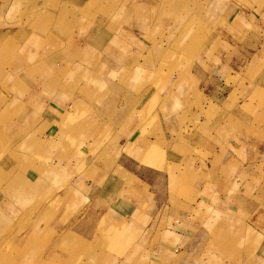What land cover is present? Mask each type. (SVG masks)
<instances>
[{
	"label": "crops",
	"instance_id": "crops-1",
	"mask_svg": "<svg viewBox=\"0 0 264 264\" xmlns=\"http://www.w3.org/2000/svg\"><path fill=\"white\" fill-rule=\"evenodd\" d=\"M16 1L0 0V237L49 200L62 207L53 214L65 239L49 255L64 247L61 264H74L76 236L82 264H209L218 231L246 264H264V209L232 194L239 175L264 165V4L210 0L204 53L158 84L164 0L117 1L129 22L113 34L101 22L82 28L100 0H33V17L11 21ZM196 107L216 117L181 132L178 118ZM177 176L187 192L172 191ZM26 252L19 263L43 262V251Z\"/></svg>",
	"mask_w": 264,
	"mask_h": 264
},
{
	"label": "rangeland",
	"instance_id": "rangeland-1",
	"mask_svg": "<svg viewBox=\"0 0 264 264\" xmlns=\"http://www.w3.org/2000/svg\"><path fill=\"white\" fill-rule=\"evenodd\" d=\"M117 1L121 0H100L97 5L90 6L91 16L86 17L84 21V24L82 25V28L85 27V30L90 28H96V26L100 27L101 25L98 24L99 22L102 23V26L104 28H108L110 31V34H113L115 29H122L123 26L126 27L129 19H119L116 16L117 14L120 15V7L117 3ZM168 3V7H166V15L170 19V24L168 25V29L166 30V36L168 38L164 43L167 44V49L165 50V55H162L161 59L162 66H161V72L159 73L160 78L158 80V84L162 82V78L167 76H174L176 70H182L183 72H189L193 69V66L195 63H197L199 60V54L201 55L204 53L206 49V39L210 35V31L212 28L211 23H205L203 19L205 17H208L210 15V7H209V1L210 0H164ZM223 1V0H222ZM235 1V0H234ZM239 3H242L244 6L250 7V9L257 7L260 4H264V0H237ZM217 6H220L221 1L217 0ZM33 0H17L11 10L10 19L11 21L33 17L35 15V8L33 7ZM89 10V11H90ZM215 8L213 9V11ZM255 12V11H254ZM99 15L102 17L99 19ZM14 16V17H13ZM197 17L199 19H197ZM202 17V18H201ZM210 17V16H209ZM104 18V19H102ZM117 18V19H115ZM19 25H22L21 23ZM107 26V27H106ZM167 27V26H166ZM97 29V28H96ZM161 29L160 27H157L156 30ZM82 31V30H81ZM162 41L158 42L159 45ZM210 42V41H209ZM12 45H9L7 47L10 51H13ZM208 46V43H207ZM151 52V50H150ZM149 52V53H150ZM200 52V53H199ZM199 53V54H198ZM146 54V56L142 57L141 64L143 66L148 65L152 62V56ZM201 59L204 60L205 56H200ZM210 57L207 55V58ZM209 59V58H208ZM130 74L128 73L123 77L122 82L126 79L129 80ZM257 100V98L252 97L251 98V108L253 112L257 113L258 110H260L261 102L257 103L255 106H253L254 101ZM194 104L192 105V107ZM201 108V111H200ZM162 113L164 114L165 107L161 108ZM176 113V112H174ZM165 115V114H164ZM171 115H167V117H170ZM214 116V115H213ZM191 117V118H190ZM188 116V113H184L182 116L178 118V121L185 125L183 130L181 132H189L191 129L195 128L199 125L201 117H204L205 121H210L212 118V115L209 113L204 112V109L202 107L195 108L191 114V116ZM160 145V144H159ZM160 148V147H159ZM161 149V148H160ZM164 160V159H163ZM159 164L162 165V159L160 160ZM178 173V170L176 171ZM245 174V173H244ZM174 175V173H172ZM240 181L235 182L234 186V193L233 195L237 194L241 195L243 193L246 194L245 196H242V198L246 201L249 200L250 203H255L256 206L259 207V210L264 209V199H258L253 200L254 196L256 197L258 194L264 195V165L256 169H251L248 173V175H239ZM174 181H171V188L172 191H179L182 193L187 192V185H185L183 181V177H175L173 178ZM240 193V194H239ZM44 195V193H43ZM253 198V199H247V197ZM52 202V203H51ZM71 206L70 203L69 209L71 212ZM38 207L41 208V215H26L25 217H22L17 223L11 225L10 230L6 231L1 237L0 242H2V247L0 248V264H29L24 263V258L22 259L23 263H19L18 259H20L19 256L23 257V253H21L24 250H27L26 252V259L32 260L35 256V254L38 253V251H43V257L44 259L41 264H61V262L65 259L62 256H66L65 248L64 247H58L53 248L52 250L54 252H57L56 257L50 258V241L51 240H58V239H65V236L62 235L63 232H61L58 229V226H56L57 221L56 215L53 214V211H60L61 210V202L57 204L56 202L49 201V200H42L40 205ZM80 210V209H78ZM57 213V212H54ZM74 222H77L78 212L74 211ZM71 219V218H70ZM60 224H67L66 222V215L62 216V218L58 221ZM236 227V226H235ZM242 226H238V228H241ZM221 235L220 237L216 236L215 240H213V245L208 247L204 253L203 256L205 257L206 261H209V264H246L245 259L242 256V253L238 247L235 248V246H231L235 242L229 241V236L225 235L222 231H218ZM238 236L240 234H237ZM237 237L236 235H234ZM23 238H27V240H40L45 241V245L41 249H33V248H23L20 249L17 247V241ZM116 239H114L115 241ZM16 241V242H15ZM81 238L76 236L72 243H74V246H77L74 248V264H82L84 259H87L88 257L82 253V247H81ZM113 241V243H115ZM251 249L246 248V260H248L251 256ZM21 254H20V253ZM47 254V255H46ZM46 255V256H45ZM54 255V256H55ZM42 257V258H43ZM48 260V261H45ZM50 260V261H49ZM61 261V262H59ZM18 262V263H17Z\"/></svg>",
	"mask_w": 264,
	"mask_h": 264
},
{
	"label": "bare ground",
	"instance_id": "bare-ground-1",
	"mask_svg": "<svg viewBox=\"0 0 264 264\" xmlns=\"http://www.w3.org/2000/svg\"><path fill=\"white\" fill-rule=\"evenodd\" d=\"M58 242V241H57Z\"/></svg>",
	"mask_w": 264,
	"mask_h": 264
}]
</instances>
